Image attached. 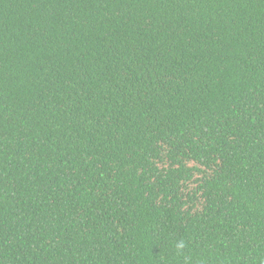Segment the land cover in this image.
Segmentation results:
<instances>
[{
	"label": "trees",
	"instance_id": "obj_1",
	"mask_svg": "<svg viewBox=\"0 0 264 264\" xmlns=\"http://www.w3.org/2000/svg\"><path fill=\"white\" fill-rule=\"evenodd\" d=\"M0 264H264V0H0Z\"/></svg>",
	"mask_w": 264,
	"mask_h": 264
},
{
	"label": "clouds",
	"instance_id": "obj_2",
	"mask_svg": "<svg viewBox=\"0 0 264 264\" xmlns=\"http://www.w3.org/2000/svg\"><path fill=\"white\" fill-rule=\"evenodd\" d=\"M186 247V244L184 242V240H178L177 242H175L174 244V249L175 251L179 254V253H182L184 251Z\"/></svg>",
	"mask_w": 264,
	"mask_h": 264
}]
</instances>
